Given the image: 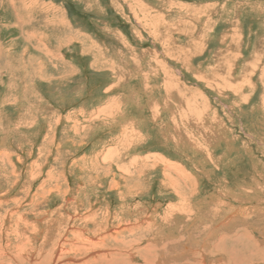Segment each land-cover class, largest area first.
Returning <instances> with one entry per match:
<instances>
[{
  "label": "rangeland",
  "instance_id": "obj_1",
  "mask_svg": "<svg viewBox=\"0 0 264 264\" xmlns=\"http://www.w3.org/2000/svg\"><path fill=\"white\" fill-rule=\"evenodd\" d=\"M240 236L264 247V0H0V264Z\"/></svg>",
  "mask_w": 264,
  "mask_h": 264
},
{
  "label": "bare ground",
  "instance_id": "obj_2",
  "mask_svg": "<svg viewBox=\"0 0 264 264\" xmlns=\"http://www.w3.org/2000/svg\"><path fill=\"white\" fill-rule=\"evenodd\" d=\"M226 234H227V232H226ZM228 234H230V233H228ZM228 234L227 235L224 234L221 236H224V237L230 236ZM236 236L237 235H234L232 238H235ZM224 239L225 238L222 237V239H220V240H224ZM254 243L255 244H253V242H250V241L244 242L240 236L237 239V241L234 242V244H232L231 249H227L226 247H224V249H225L224 250L225 260H223V262L221 264H259V263L264 264V247H262L261 246L262 243H258V241H257V243L256 242H254ZM214 247H213V249H215ZM210 250H211V248H210ZM212 252H213V250H212ZM213 254H214V252H213ZM202 259H203V256L201 258H197L196 256H193L192 263L188 259H184V260H179V261H174V260L167 261V263H164L163 261L157 260L153 264H179L181 262H182V264H203L204 261ZM93 261H95V259H89V260L85 261L84 263L93 264L94 263ZM100 264H108V263L101 261Z\"/></svg>",
  "mask_w": 264,
  "mask_h": 264
}]
</instances>
